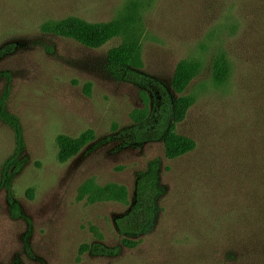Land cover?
I'll list each match as a JSON object with an SVG mask.
<instances>
[{
  "label": "rangeland",
  "instance_id": "rangeland-1",
  "mask_svg": "<svg viewBox=\"0 0 264 264\" xmlns=\"http://www.w3.org/2000/svg\"><path fill=\"white\" fill-rule=\"evenodd\" d=\"M130 3L138 5L140 71L172 99L179 96L170 87L175 64L200 63L183 92L193 103L175 128L195 147L177 158L164 156L161 141L124 136L132 114L148 105L140 87L108 69L107 51L123 36L88 48L42 29L70 16L109 21ZM220 53L229 74L215 83ZM3 97L22 147L7 187L2 169L16 139L0 116V264H264V0H0ZM86 131L92 139L59 160L56 137ZM152 159L160 189L154 220L142 234L120 235L115 220ZM88 182L123 186L126 200L92 202L81 190ZM93 243L117 253L81 250Z\"/></svg>",
  "mask_w": 264,
  "mask_h": 264
},
{
  "label": "trees",
  "instance_id": "trees-1",
  "mask_svg": "<svg viewBox=\"0 0 264 264\" xmlns=\"http://www.w3.org/2000/svg\"><path fill=\"white\" fill-rule=\"evenodd\" d=\"M138 5L130 3L119 16L105 22H87L81 18L70 16L59 20H51L42 24V29L53 34L70 38L88 48H97L114 37L123 36L122 41L107 51V66L114 79L132 83L140 87L147 108L132 114L133 123L123 132L130 143L161 141L163 154L168 159L180 157L192 151L195 142L190 137L176 132V124L183 120L193 98L183 95L191 80L198 74L200 63L196 60L181 59L172 72L170 87L179 96L172 99L166 86L159 80L140 71L142 63L140 45L135 37L134 25L138 20ZM229 74L228 61L223 53L216 55L212 61V79L215 83L226 80ZM145 90V91H144ZM151 95L149 100L148 94ZM4 97L0 101V116L14 129L16 149L2 169V179L8 187L10 173L8 167L16 162L22 147L21 130L17 120L3 109ZM92 139V132L86 131L78 137L60 134L56 137L58 158L65 161L76 155L81 148ZM159 162L152 159L147 162L145 170L136 178L133 202L127 212L115 220L120 235H139L146 232L154 220L156 199L160 189L158 186ZM87 198L92 200L115 199L125 201L126 189L123 186L109 183L95 186L89 182L81 187ZM11 213L19 215L18 209L9 197ZM125 246H134L135 241L122 239ZM82 251L92 254L112 256L117 247H106L100 243L83 245Z\"/></svg>",
  "mask_w": 264,
  "mask_h": 264
}]
</instances>
